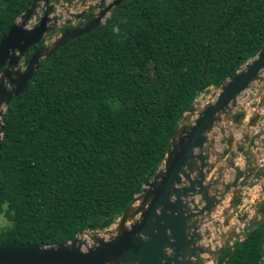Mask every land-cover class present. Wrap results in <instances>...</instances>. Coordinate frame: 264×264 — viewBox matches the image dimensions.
<instances>
[{
  "label": "trees",
  "instance_id": "trees-1",
  "mask_svg": "<svg viewBox=\"0 0 264 264\" xmlns=\"http://www.w3.org/2000/svg\"><path fill=\"white\" fill-rule=\"evenodd\" d=\"M31 2L0 0V37ZM241 2L122 0L45 57L1 119L0 242L55 244L110 225L193 99L261 48L264 0ZM263 239L261 226L214 264H258Z\"/></svg>",
  "mask_w": 264,
  "mask_h": 264
},
{
  "label": "water",
  "instance_id": "water-1",
  "mask_svg": "<svg viewBox=\"0 0 264 264\" xmlns=\"http://www.w3.org/2000/svg\"><path fill=\"white\" fill-rule=\"evenodd\" d=\"M59 1L32 0L0 37V139L8 103L27 90L41 61L103 23L122 0H108L87 22L38 44L71 21L53 15ZM35 44L26 62L24 54ZM205 69L206 61L202 74ZM212 87L200 105L195 97L182 113L156 171L116 217L115 232L91 243L79 238L110 230L113 221L55 244L7 240L0 242V264H214L226 249H234L264 222L263 212L241 223L238 216L236 225L231 213L246 190L257 187L253 210L264 193V42L234 74ZM258 264H264V239Z\"/></svg>",
  "mask_w": 264,
  "mask_h": 264
},
{
  "label": "flooded vegetation",
  "instance_id": "flooded-vegetation-1",
  "mask_svg": "<svg viewBox=\"0 0 264 264\" xmlns=\"http://www.w3.org/2000/svg\"><path fill=\"white\" fill-rule=\"evenodd\" d=\"M65 1L72 2L73 0H65ZM85 1H87V0H78L77 1V2H82V6H81L82 8H80L79 10L67 12L68 18H70L71 21L69 23H64L62 26H60L58 28L59 32H63L66 28H69L72 26H77V25H80L82 23L87 22L93 16L98 14V12L101 10V8L105 5V3L108 0H104V1L88 0L90 3L88 5H83ZM69 13H71L72 15H69ZM51 32H54V31H51ZM44 40H45V37L43 39H41L38 44L42 43ZM38 44L33 45V50ZM24 57H25V54H24ZM3 68L4 67H2L0 69V72L2 71ZM255 104H256V102H254V105ZM223 141H224V139H223ZM255 175H256V173H255ZM255 175L253 177H255ZM253 177H252V179H253ZM252 179L250 181H252ZM262 182L264 183V179L262 180ZM256 189H257V187L246 190L244 192V194L242 195V197L240 196L239 199H237L235 201V204H234L235 208L232 209L231 213H232V216L234 218L236 225L238 222L241 223L242 221L246 220L249 217H253L256 219L263 214V212H264V193L261 194L262 195L261 199L258 202V205L254 208V210L251 209V207L253 206V204L256 200L255 199L256 198L255 192L257 191ZM258 189L261 190V188H259V186H258ZM238 216H241V219H240V221L237 222ZM261 226H264V222L259 227H261Z\"/></svg>",
  "mask_w": 264,
  "mask_h": 264
},
{
  "label": "rangeland",
  "instance_id": "rangeland-1",
  "mask_svg": "<svg viewBox=\"0 0 264 264\" xmlns=\"http://www.w3.org/2000/svg\"><path fill=\"white\" fill-rule=\"evenodd\" d=\"M77 1L78 0H73L72 2H67L65 0H60L59 4L55 7V12L53 13V15L54 14L59 15L62 18L60 20V22L64 21L66 18H68L66 11L67 12L76 11V10H79L80 8H82L81 7L82 2H77ZM89 3L90 2L87 0L84 2L83 5H88ZM39 15H40V12H38L37 18ZM37 18L36 19L33 18L31 23L35 22L37 20ZM58 28L54 29L53 30L54 32H50L45 36L47 43H49L51 41L52 37H54L57 33H59ZM214 88L215 87L209 86L206 90L199 93L196 96V100H195L196 104L200 105L203 102V100L211 94V92L213 91ZM118 221H119V218H116L114 220V222L108 227V229H110V230H106V229H103L101 231L97 230L93 234L90 232H87V233H84L83 235L79 236V238L86 239L89 243L96 241L99 237L107 238L111 233L115 232V227H116V224L118 223ZM7 224H9V221L3 215H0V226H5ZM206 264H211V263H206Z\"/></svg>",
  "mask_w": 264,
  "mask_h": 264
},
{
  "label": "bare ground",
  "instance_id": "bare-ground-1",
  "mask_svg": "<svg viewBox=\"0 0 264 264\" xmlns=\"http://www.w3.org/2000/svg\"><path fill=\"white\" fill-rule=\"evenodd\" d=\"M138 212H139V213H142V209H140Z\"/></svg>",
  "mask_w": 264,
  "mask_h": 264
}]
</instances>
